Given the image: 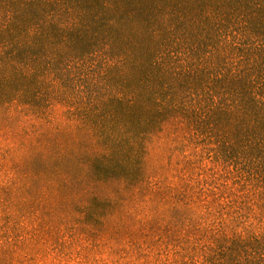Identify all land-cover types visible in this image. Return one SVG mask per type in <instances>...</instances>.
Listing matches in <instances>:
<instances>
[{"label": "trees", "instance_id": "obj_1", "mask_svg": "<svg viewBox=\"0 0 264 264\" xmlns=\"http://www.w3.org/2000/svg\"><path fill=\"white\" fill-rule=\"evenodd\" d=\"M1 139L127 264H264V0H0Z\"/></svg>", "mask_w": 264, "mask_h": 264}, {"label": "rangeland", "instance_id": "obj_2", "mask_svg": "<svg viewBox=\"0 0 264 264\" xmlns=\"http://www.w3.org/2000/svg\"><path fill=\"white\" fill-rule=\"evenodd\" d=\"M8 141L1 139L0 142V232L14 230V240L21 241L17 249L21 255L15 254L5 264L130 262L129 258L111 249V242L97 232V229H101L100 226L89 227L78 211L68 212L62 209L57 194L47 193L43 196L32 188H23L26 182L22 167L4 161ZM61 218H65L64 221ZM114 226L115 224L108 226V229L113 230ZM102 228L107 230L106 224L102 223ZM55 236L59 237L61 243H65L64 247L67 248L70 258L63 259L55 253L56 250H52V245L62 246L61 243L53 241Z\"/></svg>", "mask_w": 264, "mask_h": 264}]
</instances>
